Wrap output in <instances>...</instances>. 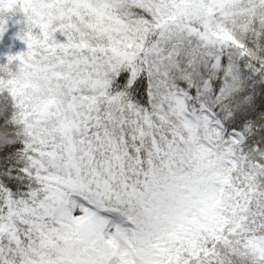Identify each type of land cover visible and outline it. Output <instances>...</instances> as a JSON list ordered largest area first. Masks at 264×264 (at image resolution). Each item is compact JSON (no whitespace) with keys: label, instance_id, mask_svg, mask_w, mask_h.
I'll use <instances>...</instances> for the list:
<instances>
[{"label":"snow or ice","instance_id":"6c2138e0","mask_svg":"<svg viewBox=\"0 0 264 264\" xmlns=\"http://www.w3.org/2000/svg\"><path fill=\"white\" fill-rule=\"evenodd\" d=\"M0 264H264V0H0Z\"/></svg>","mask_w":264,"mask_h":264},{"label":"rangeland","instance_id":"374dc122","mask_svg":"<svg viewBox=\"0 0 264 264\" xmlns=\"http://www.w3.org/2000/svg\"><path fill=\"white\" fill-rule=\"evenodd\" d=\"M15 29L16 26L12 24L11 21H9L5 32L0 35V53H5L8 51L15 52L21 48L18 39L13 34Z\"/></svg>","mask_w":264,"mask_h":264},{"label":"trees","instance_id":"16d2710c","mask_svg":"<svg viewBox=\"0 0 264 264\" xmlns=\"http://www.w3.org/2000/svg\"><path fill=\"white\" fill-rule=\"evenodd\" d=\"M18 42H19V44H20L21 48H23V47H24V44H23V42H22V41H20V40H18ZM2 54H3V53L1 52V53H0V61H3V60L5 59V57H4Z\"/></svg>","mask_w":264,"mask_h":264}]
</instances>
